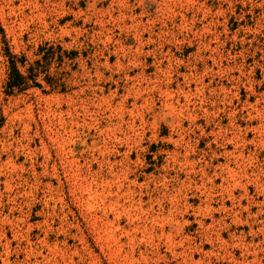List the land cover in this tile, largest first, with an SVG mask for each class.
Wrapping results in <instances>:
<instances>
[{"label":"rangeland","instance_id":"374dc122","mask_svg":"<svg viewBox=\"0 0 264 264\" xmlns=\"http://www.w3.org/2000/svg\"><path fill=\"white\" fill-rule=\"evenodd\" d=\"M0 264H264V0H0Z\"/></svg>","mask_w":264,"mask_h":264},{"label":"trees","instance_id":"16d2710c","mask_svg":"<svg viewBox=\"0 0 264 264\" xmlns=\"http://www.w3.org/2000/svg\"><path fill=\"white\" fill-rule=\"evenodd\" d=\"M12 70L13 71H12L11 80L9 82V86L18 87L20 89L25 83V78L19 73L14 63H12Z\"/></svg>","mask_w":264,"mask_h":264}]
</instances>
